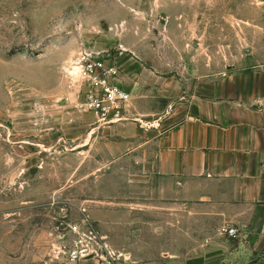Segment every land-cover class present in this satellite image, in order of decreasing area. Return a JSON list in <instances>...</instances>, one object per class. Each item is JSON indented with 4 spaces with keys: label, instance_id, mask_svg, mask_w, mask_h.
I'll list each match as a JSON object with an SVG mask.
<instances>
[{
    "label": "rangeland",
    "instance_id": "rangeland-1",
    "mask_svg": "<svg viewBox=\"0 0 264 264\" xmlns=\"http://www.w3.org/2000/svg\"><path fill=\"white\" fill-rule=\"evenodd\" d=\"M132 52L167 82L264 68V0H0V264H77L86 246L118 263L110 247L131 234L184 250L206 236L188 208L159 207L146 155L117 157L80 127L101 126L80 109L81 59L119 66L132 101L119 62Z\"/></svg>",
    "mask_w": 264,
    "mask_h": 264
},
{
    "label": "crops",
    "instance_id": "crops-1",
    "mask_svg": "<svg viewBox=\"0 0 264 264\" xmlns=\"http://www.w3.org/2000/svg\"><path fill=\"white\" fill-rule=\"evenodd\" d=\"M119 62L132 92L133 119L81 129H92V139L97 135L96 143L117 157L146 155L159 207L188 208L193 221L209 225L206 236L193 238L186 250L163 244L164 232L126 236V245L110 247L119 264H247L251 256H264V68L186 84L155 75L134 52ZM230 228L236 236L225 232ZM103 238L112 236L103 232ZM148 239L160 244L140 243Z\"/></svg>",
    "mask_w": 264,
    "mask_h": 264
},
{
    "label": "built area",
    "instance_id": "built-area-1",
    "mask_svg": "<svg viewBox=\"0 0 264 264\" xmlns=\"http://www.w3.org/2000/svg\"><path fill=\"white\" fill-rule=\"evenodd\" d=\"M108 56V55H107ZM88 54L81 59L80 78L84 87L80 109L97 116L101 126H112L128 120L126 113L131 101L130 92L124 87L121 69L114 62ZM230 236H236L234 228L225 231ZM85 237L97 238L94 231ZM98 255L94 246H86L72 253V261H80ZM101 264H119L114 256H107Z\"/></svg>",
    "mask_w": 264,
    "mask_h": 264
}]
</instances>
